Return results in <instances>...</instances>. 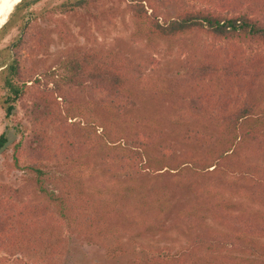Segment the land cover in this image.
Segmentation results:
<instances>
[{
	"label": "trees",
	"instance_id": "obj_1",
	"mask_svg": "<svg viewBox=\"0 0 264 264\" xmlns=\"http://www.w3.org/2000/svg\"><path fill=\"white\" fill-rule=\"evenodd\" d=\"M127 9L134 37L150 50L201 35L225 43L170 75L145 74L120 52L82 49L52 88L38 76L19 83L18 61L9 62L0 72L6 115L31 99L29 138L13 146L14 164L25 152L41 189L44 181L54 189L32 205L18 204L16 190L0 199V250L64 224L107 260L264 264V54L252 55L264 50V0H127ZM39 35L40 49L48 38ZM6 143L2 132L0 151ZM51 160L66 172L49 174ZM179 228L189 239L175 251L135 242ZM125 234L134 241L123 242Z\"/></svg>",
	"mask_w": 264,
	"mask_h": 264
},
{
	"label": "rangeland",
	"instance_id": "obj_2",
	"mask_svg": "<svg viewBox=\"0 0 264 264\" xmlns=\"http://www.w3.org/2000/svg\"><path fill=\"white\" fill-rule=\"evenodd\" d=\"M65 1L24 0L11 6L0 27V72L6 69L9 62L17 59L22 77L19 83L23 80L28 85L30 79L38 76L42 82L47 79V86L52 88L54 82L67 73V57L82 49L96 48L124 54L135 65H140L145 74L170 75L178 69L181 60L197 57L202 49H214L213 46L225 43L212 44L201 35L194 43L191 38H184L182 47L176 43L160 41L156 48L150 50L133 35L127 0H99L89 10L63 12L60 4ZM201 3L207 5V1ZM5 10L4 3L0 7V18ZM25 21L27 24L22 29L21 25ZM59 28L65 31V36L59 34ZM42 31L48 41L39 49L37 44L39 32ZM255 54L262 55L264 50L255 47L252 55ZM4 92L1 90L0 94ZM73 94L85 100L82 93ZM30 102L28 96L23 97L9 115H6V104L0 103V134L5 132L7 136V143L0 151V199L8 198L9 195L14 198L13 192L16 190L18 204L32 205L46 200L43 189L52 190L54 185L44 181L41 189L35 172L27 169L30 158L25 152L19 167L15 166L12 158L13 146L29 138L31 125L27 118V106ZM157 104L158 109L166 106L165 101ZM68 166L51 160L45 170L49 174L66 172ZM130 236L125 234L123 242L134 241ZM188 239V233L179 228L166 233L135 237V242L166 246L175 251L185 246ZM132 247H136V243ZM104 253L103 247L63 224L45 233L29 235L22 242L17 240L16 244L0 250V264H130L129 257L107 260Z\"/></svg>",
	"mask_w": 264,
	"mask_h": 264
},
{
	"label": "bare ground",
	"instance_id": "obj_3",
	"mask_svg": "<svg viewBox=\"0 0 264 264\" xmlns=\"http://www.w3.org/2000/svg\"><path fill=\"white\" fill-rule=\"evenodd\" d=\"M19 0H0V7L5 3L6 10L0 18V26L4 23L5 19L8 16V12H10L11 6L18 3Z\"/></svg>",
	"mask_w": 264,
	"mask_h": 264
},
{
	"label": "water",
	"instance_id": "obj_4",
	"mask_svg": "<svg viewBox=\"0 0 264 264\" xmlns=\"http://www.w3.org/2000/svg\"><path fill=\"white\" fill-rule=\"evenodd\" d=\"M1 27V26H0Z\"/></svg>",
	"mask_w": 264,
	"mask_h": 264
}]
</instances>
